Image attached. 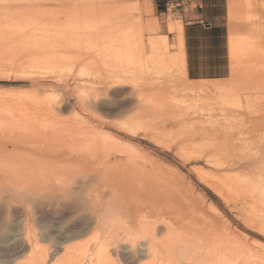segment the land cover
I'll use <instances>...</instances> for the list:
<instances>
[{
  "label": "rangeland",
  "instance_id": "374dc122",
  "mask_svg": "<svg viewBox=\"0 0 264 264\" xmlns=\"http://www.w3.org/2000/svg\"><path fill=\"white\" fill-rule=\"evenodd\" d=\"M157 1L0 0V59L3 56L7 57L1 60L17 64V62L26 61L31 54H34V51L38 55L46 54V52L54 54L58 51L56 55L59 57L66 56V53L79 57L70 70L44 68L45 70L36 69L28 73L29 75L27 73L20 75L16 70L0 72V95L14 92V95L18 93L20 96L31 97L33 99L31 111H36L35 115L28 120L30 132L24 130L22 132L18 129L17 121L22 120L21 117L24 116H19L18 112L8 114L0 110V142L6 145L9 152L12 151V143H15L18 148L13 150V154H21L37 165H42L47 174L52 171L68 173L73 168V161L78 158L93 161L101 159L103 163L95 165V168L102 170L105 165L125 159L127 155L123 154V156L117 152L104 157L103 152L96 149L101 138L108 137L116 144L133 147L134 165L136 163L133 166L139 168L141 166V171L137 168L133 172L132 169L135 168L132 167V163L121 171L115 168L108 169L109 173L105 172V177L101 181L104 183L103 186L97 181L85 184L82 180H78L75 187L84 185L86 187L94 183L84 194H94L97 188L102 193L105 189H115L119 192H117L119 198L130 200L146 210L152 207L155 210L160 208L170 216H174L169 236L180 241L182 251L180 252L185 254L184 257L204 256L210 249L232 236V242L228 241L235 248L238 247L237 249L245 254L251 264L254 262L264 264V247L260 245L261 243L264 245V199H262L264 197L254 193L255 196L252 193L250 195L248 190L235 193L239 197L235 194V197L231 195V191H226L224 196H221L207 183L210 180L211 183H216L218 181L216 177L220 175L221 178L229 171L226 170V163L222 164V167L217 165V162L224 161L225 158L228 160L231 153L246 162L250 161V169L264 165V160L255 161L259 157L264 158V145L259 138L260 135H264V126L258 128L255 124L257 121L254 120V118L264 117V82L260 83L259 78H253L254 82L248 85L244 83V77L241 74L239 76L238 73L232 77L230 73L232 61L229 57V38L231 42L237 44L240 37L246 34L252 37L257 46L264 51V0H236L238 9L233 18H230L232 14L229 12L231 0H218L219 7L211 6V2L215 0H208V3L203 4L201 8L195 7L196 0H188L189 10H198L210 17L218 16L210 27L193 28L191 37L185 44L186 77L201 80L206 84L202 90L186 88L189 81L183 75L180 61L181 38H184V33L179 8L184 5L177 4L180 0H168L165 11H160ZM188 9L185 11L188 12ZM152 20L157 21V27L150 26ZM139 29L143 36L139 35ZM123 32L129 35L130 40L142 42L140 44H143L145 50L151 52L152 62L159 63L164 57L168 67L161 66V62L158 68L152 69L154 70L152 75L134 76L130 87H126L127 90L124 93L112 94L104 90L99 81L104 73L113 67L114 59H111L112 52L109 51L117 43H114V40L118 38L117 35L121 37ZM164 35L168 40V47L165 48L163 45H159L158 48L149 47V42L157 41ZM102 49L104 52L108 51L107 56H103ZM98 50L100 54L102 53L101 55L98 54ZM172 55L176 57L174 65L167 59V57L172 58ZM100 56L105 57V61L111 57L110 61L113 63L108 62L106 65L105 61L101 62L104 58H101L99 63ZM9 59L11 60L8 61ZM86 62L87 64L97 63L99 76L79 73L80 66L86 65ZM239 63L238 68H243L242 62ZM106 66L108 67L105 68ZM101 68L107 70L104 71ZM166 68L167 71L160 72ZM168 72L172 77L168 75ZM215 78L222 81L224 85L222 89L218 90L212 86L211 81ZM89 81L92 82L89 83ZM80 84L91 85L89 89L87 88L88 90L86 89L89 92L83 96H79L81 93L77 92L79 90L77 85ZM133 88L145 94L148 91L147 95L150 91L156 92L159 98L155 94L157 97L152 99L154 102L146 101L141 106L131 90ZM57 92L61 93L62 97L59 107L54 111L48 97ZM161 95L163 102L158 100L161 99ZM165 95H167V103L164 100ZM88 96H91L93 100L96 99L89 101L91 107L82 99ZM174 96H177L179 101ZM170 99L176 100L181 106L172 104ZM159 102L163 105H159ZM128 119L137 121L141 125L140 128L129 131L120 124ZM76 129L87 132L88 138L81 140L75 133ZM20 131L27 134L28 138L25 137L27 140L23 138L22 133L23 136L20 138L21 134L18 133ZM22 139L24 142L21 141ZM184 145L186 147L202 145L201 148L205 151L203 156L201 155L202 158L200 156L198 160H186L184 155H181L184 149L181 146L185 147ZM230 145H235V148ZM228 150L231 152L228 153ZM225 151L229 155L224 154ZM136 154L141 155L138 157H143V160L138 159V161ZM130 156L133 159L132 154ZM208 171L214 172L216 176L209 175ZM2 174L0 172V176ZM81 190H84L83 187ZM105 192L104 194L107 195L108 192ZM248 200L251 201L252 206L247 203ZM145 201H148V204ZM152 209L149 211L154 213ZM82 210L81 208L79 211ZM22 214L23 211L17 219L14 217L5 219L11 233L19 224ZM35 220L42 227L44 234H53L56 238L69 234V223L62 231L55 229L47 231L45 227L47 222L59 224L68 219L39 215ZM225 225L228 226L226 229H224ZM92 231L89 229L82 236L77 237L78 239H72L70 244L88 240ZM222 232L229 233V236H224L225 233L222 234ZM7 239L8 237L0 242ZM212 242L218 244L213 245ZM257 242L259 247L256 246ZM122 244L124 246V243L119 245L122 246ZM212 245L214 247H211ZM250 247L254 249L251 251ZM255 247L259 249L258 252ZM261 258H263L262 261Z\"/></svg>",
  "mask_w": 264,
  "mask_h": 264
},
{
  "label": "bare ground",
  "instance_id": "6f19581e",
  "mask_svg": "<svg viewBox=\"0 0 264 264\" xmlns=\"http://www.w3.org/2000/svg\"><path fill=\"white\" fill-rule=\"evenodd\" d=\"M237 7L238 6L236 4V0H231L229 3V9H230L229 12L232 14V15H230L231 16L230 18H233L234 13L238 9ZM21 17H22V14H21ZM1 20H2V18H1ZM22 23H24V22L22 21ZM150 26H152V28L157 27V21L156 20L150 21ZM138 28H140V27H138ZM140 30L141 29H139L140 33L138 32L139 35L141 34ZM242 34H244V33H242ZM118 35H117L118 38L116 40H114V43L115 42H117V43H115L113 49H112V45H111L112 50L109 51V52H112V56H111L112 58L110 56L109 57L111 59H114V61H113L114 63L110 61V58L108 61L107 60L105 61V57H101V56H100V59H98L99 63L105 61L104 63H106V65L108 62L113 63L112 64L113 67L110 71H108L107 69H106L107 71L104 70L108 66H106L103 69L101 68L102 70H104L106 72L104 73L103 78H101L100 81L98 80L99 84L102 85L104 90H107V91L111 92L112 94L124 93L127 90L126 87H130L131 80L134 78V76L141 75L143 77H146L145 75H149L152 72H154V70L152 71V69L156 68L159 65V63L161 64V62H162L161 66L167 65V61H165L164 57L162 58L161 62H159V63L155 62V61L152 62L153 56H152L151 52H147L145 50L143 44H140L142 42H139L138 40H133V41L130 40L129 35L126 32H123L121 37H120V35L119 36ZM141 35L143 36V34H141ZM139 40H142V39L139 38ZM236 41H234V42H236ZM157 43H159V44H157ZM72 44H74V43H72ZM168 44L169 43H168V40L166 38V35H164V36H160L159 40L157 39V41L152 40L151 42H149V47L150 48H158L159 45H163L166 48V47H168ZM109 45H107V47ZM257 45L258 44L256 43V41L252 37L248 36L247 34H246V36L243 35L242 37H240V41H238L237 44L231 42V39L229 38V46H230L229 57H230V61H232V63H231L232 67H231V72H230V73H232L231 76L235 77V75H237L238 73H239V76L241 74L244 77V80H243L244 83H247L248 85L249 84L251 85L254 82L252 80L253 78H259L260 80H258V82H260V83L264 82V51ZM78 46H80V45H78ZM149 47H148V49H149ZM99 50H100V48H99ZM99 50L97 51L98 54H100ZM35 52L36 51H34V54H31L30 57L26 61H22L19 63L17 62V64H12V62L3 61L4 59L3 60H1V59L5 58L6 56L5 57L1 56L2 58L0 59V72H9L11 70H16L21 75V74H26V73L30 74L32 71H34L36 69H44V68H47L50 70L51 69H58L60 71L61 70L64 71L65 69H67V70L68 69L70 70V68L72 69V66L74 67L75 62L77 60H79L78 59L79 57L76 58V57H74V54L70 55L71 53L68 55L66 53V56L60 55V57H59L58 55H56V53L58 51L54 52L55 55L49 54L47 52H46V54L38 55V53H35ZM100 52H102V51H100ZM103 52H104V50H103ZM105 52L103 53V56L106 54L108 55V53H107L108 51L106 50ZM101 58L102 59L104 58V59L101 60ZM167 59H168V62L170 61L172 65L175 64V61H176L175 56H173L172 58L167 57ZM10 60L11 59H9L8 61H10ZM100 60H101V62H100ZM180 61H181V65H182V68L184 71L183 75H184V77H186V75H187L186 74L187 62H186V49H185V43H184L183 37L181 38ZM163 62H164V64H163ZM239 62H242L243 68H240V67H239L240 69L238 68V66L240 64ZM111 63H109V64H111ZM84 64L82 66H80V68L78 70L80 74L93 75V76H94V74H97V75L99 74L98 73L99 69L97 67L98 66L97 63L93 64V62H91V63L87 64V62H86V65H84ZM166 67H168V65ZM169 70H170V68H169ZM165 71H167V68L160 71V72H165ZM168 75L171 76V73H169ZM87 78H88V76H87ZM186 78L189 81V83L186 85V88L190 87V89L202 90L206 86V84H204L201 80H194V79H190L188 77H186ZM237 78H238V76H237ZM91 82L92 81H89V83H91ZM211 82H212V86L218 90L222 89V87L224 86L222 81H220L216 78L212 79ZM255 82H257V81H255ZM89 86H91V85H89V84H88V86L87 85L84 86V84L77 85V89L79 88V90H77V92L79 91L78 93L79 94L81 93V95H79V96H83V95L87 94V92H89V91H87L90 88ZM131 90H132V92L135 93L136 100H137L138 104L141 106H143L144 102H146V101L150 102V101H152L153 98L158 96L156 94V92L151 93L153 91H150V94L147 95L148 91L145 94V93L137 90L136 88H133ZM171 92H169V93H171ZM5 93L7 94L8 92H5ZM24 93H25V91H24ZM158 93H161V92H158ZM21 94H23V93H21ZM152 94H154V95H152ZM165 96L166 97L164 100L166 102L167 101V99H166L167 95H165ZM168 96H169V94H168ZM160 97L162 100L158 99L159 96H158V98H156V100L158 99L159 101L163 102L162 95ZM163 97H164V95H163ZM174 97L176 98L177 96H174ZM174 97L172 99H174ZM178 97H180V96H178ZM152 102H154V101H152ZM170 102L172 104L173 103L176 104L177 107L181 106V105L179 106V104H178L179 102H176V100L172 101L170 99ZM160 104H161V106L163 105V103L159 102V105ZM151 105L153 107V104H151ZM147 106H148V104H147ZM32 109H33V99L31 97H28L25 95L20 96L18 93H16L14 95V92H13V94L11 92L10 94H7V95H4V94H3V96L0 95V110L1 111H5L8 114H13L14 112H18L19 116H24V117H21L22 120L17 121V123L19 124L18 129L22 130V132H23V130L30 132V129L28 126V124H29L28 120H30V118H32V115H35L34 112H36V111H34V112L31 111ZM254 120H256L257 122H260L257 124L256 121H255L256 123L253 121L256 125H258L257 126L258 128L260 126H264V117H262V118L260 117L259 119L254 118ZM120 124L122 126H124L129 131H135L138 128H140V126H141L137 121L131 120V119L122 121ZM246 126H247V124H246ZM22 132L20 131L18 133L21 134ZM75 133L78 134V136L81 140H86L88 138L87 132L85 133L82 130L78 131V129H76ZM22 134H24L23 138L27 137V134H25V133H22ZM22 134H21L20 138H22V136H23ZM262 135H260L259 138H261L262 143L264 145V135L263 136ZM21 141H23V139ZM99 142L100 143H99V145H97L96 149L103 152L104 157L109 156L114 152H117L118 154L127 155L128 156V157L126 156L127 159H126V157H124L125 159L121 162H116L114 164L105 165L103 167V170H102L100 168H95V165L103 163V160L99 159L98 161H93V160H89L86 158H78L75 161H73V164H72L73 168H71L70 171H68V173H57V172L52 171L51 173L47 174L44 172L45 169L42 165H37L36 163H34L33 160L28 159V157L22 156L21 154H13V150H17V148H18V146L15 143H12V145H11L12 151L9 152L6 148V145H3L0 142V172L3 173L2 176H0V218L4 217L5 219H7L9 217H14L17 219L19 217L18 215H20V213L23 211V214H22L23 216H22V218L19 219V224L15 227V230L12 231L11 235L8 236L7 240L0 242V264H111V258L110 257H112L113 259H118L120 261V264H172L173 261L181 259L180 254H179L182 252L180 250V246H181L180 241L177 238H172L171 236H169L170 235L169 233H171V231H172V225L174 223L175 217L172 215L170 216L166 212L160 210V208L155 210V209H152V208H154V207H152L151 209L155 211L154 213L152 211H149L151 209H149V210L147 209L148 210L147 211L145 208H141L138 205L132 203L130 200H127V199L122 198V197L121 198L117 197V198L113 199L112 201H110V203L114 207H116L118 210L123 212L125 214V216L131 222H137L138 220H141L142 215L144 213H147L154 218L152 221V226L146 227L144 229L145 236L147 238H149L151 242L149 244V241H139L134 249H132L128 244H124V246H123V244H122V246H120L118 244L117 247H115V248H109L108 253H107L106 239L102 236V230H101V210L95 206V201L97 199V196L102 194V192H100L99 188H97V191L94 194H89V193L85 194V196L87 197L86 200H81L80 202H78V201H75L72 199V194L70 191L65 190L67 181L72 177L87 176L86 179L77 177L75 180V185H76L78 180H82V182L83 183L85 182V184L86 183L90 184L92 182L97 181V182H99V184L101 186H103L104 183H101V181L104 179L105 172L107 173L108 169L115 168V169H117V171H121V170L129 167V165H131L132 163H133L132 167H134L136 165V163L134 165V162H133V161H135L134 160L135 159V157H134L135 153H132L133 147L131 148L130 146H126L124 144H122V145L116 144L115 142H113V140H111L108 137L107 138H101ZM184 146L186 147V145H184ZM194 146H196V147H194ZM194 146L191 145L190 147L188 146L186 148L181 146V148L182 149L184 148V149L182 150V153L181 152L180 153H181V155L182 154L184 155V158L186 160H198L199 157L202 154H204L205 151H203V148H201L202 145H201V147H199L200 145L199 146L194 145ZM232 146L235 148V145H232ZM232 149L233 148H231V150ZM231 150H228V153H229V151L231 152ZM134 151L137 152V150H134ZM232 151H234V150H232ZM208 153L211 154L210 152H208ZM223 153L228 154L227 151H225ZM223 153L221 152V154H223ZM131 154H132V156L134 155L133 159L130 156ZM221 154L219 153V155H221ZM206 155H205V157H206ZM138 156L141 157V155L136 154L137 160L138 159L143 160V157L139 158ZM202 156H201V158H202ZM216 156L218 157V155H216ZM223 157L224 156H222V158ZM208 158H209V156H208ZM225 159H224V161L222 160L223 162L219 161V163L217 162L218 160L217 161L215 160V161L217 162V165H220V166L222 164L226 163L225 164L226 168H227L226 170H229V171L226 172L225 174L222 173L224 176L221 178L219 177L220 175L219 176L217 175L218 177H216V178H218V181H216L214 179L216 181V183H211V180H210V182L207 181L209 186H211L221 196H224L226 191H231L230 194L235 197V195H237L235 193H238L240 190L241 191L242 190H248L250 192V195H251V193L252 194L254 193V194H259V195L264 197V165H261V166L259 165L260 167L257 166V168L254 167L255 169H253V167H252V169H250L249 168V166H250L249 162L250 161L246 162V161L242 160V158L235 157L234 154L232 155V153H231V156L229 157L228 160H225ZM205 160H209V159H205ZM263 160H264L263 157H259L255 161L261 162ZM144 161H146V160H144ZM210 161L211 160H209V162ZM212 164H213V162H212ZM137 165H139L138 162H137ZM132 167L129 168L130 171H131ZM222 167H223V165H222ZM134 168L135 169H132L133 172L136 171V169L139 167L136 166ZM140 168H141V166H140ZM140 168H139V170L141 171ZM142 170H144V169H142ZM148 173H149V171H148ZM156 173H157V171H156ZM207 173L209 175L212 174V176L215 175V174H213L214 172L209 173V171H208ZM109 176H111V175H109ZM201 176H202V174H201ZM206 176L209 177L208 175H206ZM121 177H123V176H121ZM207 177H205V178H207ZM214 180H213V182H215ZM99 184H98V186H100ZM135 184L137 185V183H135ZM138 185H140V183ZM163 186H164V184H163ZM104 189H105V187H104ZM131 190H132V188H131ZM156 190H158V189H156ZM134 191H137V189H135ZM86 192L87 191H85L84 193H86ZM122 192L123 191L121 190V193ZM232 192H234V193L232 194ZM158 193H159V191H158ZM108 194L107 195L103 194L102 198L106 199L108 197ZM137 194H138V192H137ZM262 199H264V198H262ZM228 201H229V198H228ZM248 201H247V203L251 202V201H249V202ZM155 202H153L154 205H155ZM251 206H252V204H251ZM150 207H151V204H150ZM81 208L83 210L80 212L79 210ZM39 215L44 216V217L45 216L46 217L47 216H52V217L57 216V217L63 218V220H64V218L68 219L69 225L68 224L67 225H68V233L69 234L68 235L67 234L62 235L61 238L60 237L58 238V236L56 238L55 236H53V234L52 235L44 234L45 232H43L42 227L35 220ZM156 224H159L156 226V236L158 238H156L154 235V226ZM224 227H225L224 229H226L228 226L225 225ZM222 228H223V226H222ZM89 229H91L93 231H92L91 236L88 240L81 241L82 243L79 241L80 243L77 242V243L70 244V241L72 239H75L77 237L82 236V234H84ZM217 230H219L220 232L222 231L220 229H217ZM217 230H216V232H218ZM227 232H229V231H227ZM227 232L226 233L222 232V234L225 233L224 236H227L229 234V233L227 234ZM53 237H54V241H53ZM231 237H229V239H226V240L224 239L219 244L217 243L218 245L216 243L213 244V242H212L213 245L216 244L217 246L214 247L212 245L211 247H214V248L210 249L208 251V253H206L204 256H202V255H200V256L191 255V256L183 257L181 264H251L250 260H248V258L245 256V254L243 252H241V250L239 251L237 249L238 247L235 248L234 246L231 245L230 242H232V239H233ZM214 238L215 237L213 236V239ZM228 240L229 241L231 240V241L229 242ZM235 241L236 240H234V242ZM53 242L55 243L54 245H52ZM237 242L240 244V242L238 240H237ZM43 243H46V244H43ZM241 243H242V241H241ZM257 243L258 244L256 246L259 247L258 246L259 242H257ZM50 245H52L51 246L52 250L50 249ZM234 245L236 246L235 243H234ZM242 245H243V243H242ZM260 245H262L264 247V245L262 243ZM243 248H244V246H243ZM244 249H246V248H244ZM250 249H251V247H250ZM252 249H254V248L252 247ZM252 249H251V251H252ZM258 250L259 249L256 248L257 252H258ZM108 254L110 257L108 256ZM262 254H263V252H262ZM262 259L263 258H261V261H262ZM259 261H260V259H259ZM263 262H264V259H263Z\"/></svg>",
  "mask_w": 264,
  "mask_h": 264
},
{
  "label": "clouds",
  "instance_id": "9594fccd",
  "mask_svg": "<svg viewBox=\"0 0 264 264\" xmlns=\"http://www.w3.org/2000/svg\"><path fill=\"white\" fill-rule=\"evenodd\" d=\"M62 94L61 93H53L48 99L51 102V107L54 110L55 108L59 107V102L61 101ZM84 99L85 103L90 106L89 101H95L91 96H88ZM91 107V106H90ZM55 111V110H54ZM77 177L86 179L87 176H75L70 178L66 183V191H70L72 194V199L75 201L80 202L81 200H86L87 197L85 196L84 192L90 186H81L79 188L75 187V180ZM83 187V191L81 190ZM107 191L110 193L108 197L102 198L104 192ZM118 197V193L115 190L105 189L102 194L97 196L95 201V206L101 210V230L102 236L106 239L107 243V253L109 248H115L118 244L124 243L128 244L132 249H134L139 241H149L150 239L147 238L144 234V229L146 227L152 226L153 217L147 213L142 215V219L138 220L137 222H131L123 212L118 210L114 207L110 201ZM69 223V220L61 221L59 224L55 222H47L46 223V230L50 231L55 229L56 231H62L63 228ZM156 224L154 226V235L156 238ZM11 235V232L8 228V222L5 218H0V240H3ZM54 241V237H53ZM55 243L53 242L52 245ZM52 245H50V249L52 250ZM184 253H180V260L173 261L172 264H181V261L184 257ZM109 256V254H108ZM110 257V256H109ZM111 258V264H120L118 259Z\"/></svg>",
  "mask_w": 264,
  "mask_h": 264
},
{
  "label": "crops",
  "instance_id": "0c3cea01",
  "mask_svg": "<svg viewBox=\"0 0 264 264\" xmlns=\"http://www.w3.org/2000/svg\"><path fill=\"white\" fill-rule=\"evenodd\" d=\"M168 2H169L168 0H166L165 2L166 8H167ZM194 3H195L196 8H201L203 4L206 5L208 3V0H196ZM177 4L184 5L179 8V13L183 19V33H184L185 44H186V41L191 37L193 28H201V27L202 29L206 28L204 27L203 22L208 21L210 22V24H212V22H214L215 19L218 17V16H211V17L207 16L206 14L198 10L196 11H193L192 9L189 10L188 0H180V2ZM219 5L220 3L218 0L211 2V6L219 7ZM186 9H188V12L185 11ZM187 16H188V19L186 20Z\"/></svg>",
  "mask_w": 264,
  "mask_h": 264
},
{
  "label": "trees",
  "instance_id": "16d2710c",
  "mask_svg": "<svg viewBox=\"0 0 264 264\" xmlns=\"http://www.w3.org/2000/svg\"><path fill=\"white\" fill-rule=\"evenodd\" d=\"M165 0L164 1H162V0H158L157 1V6H158V9L160 10V11H165V9H166V5H165Z\"/></svg>",
  "mask_w": 264,
  "mask_h": 264
},
{
  "label": "built area",
  "instance_id": "2783aa9c",
  "mask_svg": "<svg viewBox=\"0 0 264 264\" xmlns=\"http://www.w3.org/2000/svg\"><path fill=\"white\" fill-rule=\"evenodd\" d=\"M203 25H204V27H210V22H208V21H205V22H203Z\"/></svg>",
  "mask_w": 264,
  "mask_h": 264
}]
</instances>
